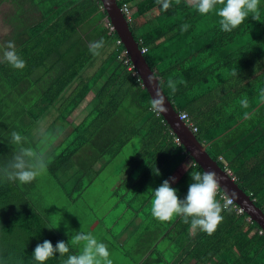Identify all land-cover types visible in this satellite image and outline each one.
I'll use <instances>...</instances> for the list:
<instances>
[{
  "label": "trees",
  "instance_id": "obj_1",
  "mask_svg": "<svg viewBox=\"0 0 264 264\" xmlns=\"http://www.w3.org/2000/svg\"><path fill=\"white\" fill-rule=\"evenodd\" d=\"M28 1L39 9L41 18L34 23H13L9 39L17 43L16 52L26 67L17 70L0 59V169L10 166L21 147L12 143L11 134L22 136L27 127H37L50 109L56 108L57 114L50 124L44 123V128H58L50 145L57 147L58 140L61 150L52 152L47 168L65 194L78 190L79 179L81 184L84 180L82 174L76 178L64 172L75 165V160L79 163L77 153L102 132L112 141L108 151L113 154L133 139L139 144V150L124 165L135 166L140 174L135 178L129 172L118 191L125 192L138 182L153 198L154 189L175 177L182 181L187 194L193 182L190 174L203 170L190 157L188 169L177 173L176 167L183 160L180 155L187 152L160 113L151 110L149 93L135 69H129L130 61L125 62L124 46L117 42L118 35L111 29L100 1ZM116 1L120 8L126 4L130 9L128 23L134 38L140 49H146L143 56L175 110L187 114L197 128L196 138L206 145L209 155L220 167L231 170L238 186L264 211V0H260L257 20L250 14L230 33L221 31L214 12L201 16L192 7V0H180L179 4L172 0L167 11L156 0ZM97 16L105 19L104 27L96 29L97 39L111 45L99 69L86 75L85 62L91 53L77 52L67 66L56 69L55 77L47 76L40 68L50 60L49 55L65 59L60 49L69 30ZM184 24L189 25L187 31L181 30ZM75 45L71 44L66 53L76 51ZM170 79L176 85L175 93L168 88ZM73 80L76 85L65 95ZM94 86L98 88L87 102L89 111L73 115ZM56 124L61 125L52 126ZM39 137L32 143L38 144ZM104 165L91 167V174ZM178 175L184 178L178 179ZM66 181L71 184L68 189ZM31 185L0 177V264H37L32 254L37 244L44 240L53 246L58 241L67 243L55 228L49 229L54 227L50 215L39 209ZM217 199L224 203L218 194ZM230 207L231 212H222L224 219L214 234L199 231L190 243L181 245V258L187 257L194 264H264V231L247 221L244 211ZM69 247V254L79 253ZM66 258L57 253L45 264H63Z\"/></svg>",
  "mask_w": 264,
  "mask_h": 264
},
{
  "label": "rangeland",
  "instance_id": "obj_2",
  "mask_svg": "<svg viewBox=\"0 0 264 264\" xmlns=\"http://www.w3.org/2000/svg\"><path fill=\"white\" fill-rule=\"evenodd\" d=\"M8 14L7 6H0V36H3L8 32V28L2 24L3 18ZM139 32H142V30L137 33ZM54 114H57V112H48V117L46 116V118H42L43 120L40 125L37 127H34V125L27 127L24 130V134H22L26 143L24 141L20 144V146L24 148L37 149L42 146L39 143H34L36 144L35 146L32 143V140L37 139L42 131L51 132L53 135L56 134L58 132V128H44V123L50 124L52 120L51 118ZM26 122L28 121L26 120ZM18 125L20 127V121L18 122ZM60 125L61 124H56L52 126L59 127ZM139 139L141 138L139 137ZM109 140L110 138L109 136H106V133H99L96 140H92L87 143L84 148L77 153L79 163L75 160V165L71 166L69 170L64 172V175H73V177L77 178L80 174H82V181H84L81 184V178L79 177V188L70 195L65 194L64 190L60 187V185H58L55 178L48 172V168H46L43 173L31 182L32 185L30 188L33 190L34 196H36L39 200V209L43 212V214L48 213L50 215L51 224H53L54 227H58L55 228L56 231L61 234L67 242H69L77 232H91L100 242L107 245L113 264H140L141 259L138 255L140 251L135 250L139 245L136 238L140 235L141 237L143 236L141 232H134L130 236L129 240L126 239L125 241L123 248L128 250V254L129 251L132 252L133 259H130L123 255L124 249L116 247L117 243L123 242L122 238L119 237L116 242H113L111 240L112 236L106 229L109 225L111 226V223L114 222V220H116L114 223L115 226L113 225L115 228L125 224L131 217L132 209L134 210V208H140V204H143V197L149 196L147 192H139L135 197H132L134 190L142 188L138 182L137 184L135 182L133 185L134 188L130 187L128 192L123 193L122 190L118 191L117 189L119 185H122V181L123 183L126 181V177L129 172L132 173V176L135 178L138 177V174H140L138 173L137 168L132 169L131 167L128 168L127 165H124V162L132 155H135L139 150V144L136 139H133L130 143L123 144L119 152L117 151L113 154L111 151H108L110 147L112 149V141ZM55 143H57V147H52L49 144L44 149L47 161L52 158V152L61 150L60 141L58 142V140H56ZM18 151L19 148L16 152ZM96 159L100 161L95 164ZM101 164H105L104 167L99 170V172L91 174L92 170L90 168L94 167L96 169ZM85 173H87V175L86 177H83ZM65 185L67 187L71 184L66 181ZM124 186L125 185H123V187ZM78 191H80V194ZM152 199L150 200L151 203L148 206L144 204V206H146V210L138 211L139 215L143 218V224L146 225L149 224L147 223L149 221L157 220L151 215V210H148L152 207ZM128 204L131 209L127 207ZM125 206L127 209H125L124 217L122 219H118V215L124 211ZM106 214L108 215L106 216ZM157 222L162 224V228L166 225V222H159L158 220ZM173 236H175V232L171 231L164 236L165 239L158 242L157 248L152 250L153 254L149 256V260H153V264H160L161 259H165L166 256L169 257L166 258L169 261L173 259V255L176 254L178 246L176 241H171V238H169ZM69 245L77 248L78 252H80V246H73L70 243ZM132 245L134 246V249ZM141 257L143 259L145 258L142 255Z\"/></svg>",
  "mask_w": 264,
  "mask_h": 264
},
{
  "label": "clouds",
  "instance_id": "obj_3",
  "mask_svg": "<svg viewBox=\"0 0 264 264\" xmlns=\"http://www.w3.org/2000/svg\"><path fill=\"white\" fill-rule=\"evenodd\" d=\"M156 3L164 11L172 7V0H156ZM175 3L179 4L180 0H175ZM259 3L260 0H192V7L201 16L214 12L219 18L218 24L221 31L230 33L240 26L250 14L254 20L258 19ZM188 27L189 25L184 24L181 26V30L187 31ZM104 46L103 39L90 42L89 52L93 56H99ZM2 59L17 70H23L26 67L25 60L16 52L14 41L6 43ZM234 75H238V73H234ZM168 88L172 93L177 91L176 85L171 79L168 81ZM164 105V97L157 91L156 98H152L150 102L151 110L159 114L166 111ZM11 136L14 145L21 144L24 139L17 132H13ZM175 139L179 143L176 136ZM52 141L53 133L42 131L39 140L42 147L37 149L20 147L10 166L0 169V177L7 181H18L20 184L31 183L46 170L48 161L44 149ZM190 175L193 182L189 185L184 199H180L177 190L170 185L169 181L175 183V177L164 180L159 187L153 190L151 215L159 222H171L176 217H180L185 224H190L192 230L212 235L224 219L222 212L225 210L231 212L232 200L227 199L221 204L217 199L220 181L214 171H204L203 173L194 171ZM54 228L58 227L49 229ZM69 243L73 246H80V252L69 254ZM57 253L60 257L67 256L63 264H113L107 245L100 242L91 232H77L69 242L58 241L55 246L51 241L44 240L43 243L37 244L32 254L37 264H45Z\"/></svg>",
  "mask_w": 264,
  "mask_h": 264
},
{
  "label": "crops",
  "instance_id": "obj_4",
  "mask_svg": "<svg viewBox=\"0 0 264 264\" xmlns=\"http://www.w3.org/2000/svg\"><path fill=\"white\" fill-rule=\"evenodd\" d=\"M2 5L7 6L9 14L3 18V22H2V24H4L8 28V30H7L8 32L5 35L0 36V59H2L3 50L6 46V43L9 41V39L11 37L13 23L18 24V22L21 20L22 21L24 20L28 23H34L36 21H39L41 18V13H40L39 9L36 6H34L31 2H29L28 0H5L4 2H2L0 4V6H2ZM13 16H15L16 19H15V21L13 20V22H12L11 18ZM98 17L99 16L95 17V19L92 21L85 20L84 23L83 22L80 23L76 28L69 30L70 35L60 49V52L64 53L65 59L61 60V58L57 54L49 55L48 57H50L49 58L50 60L47 62V64H45V66L40 68L42 71H44L46 73L47 76L55 77L56 76V69L59 71L62 67L67 66L69 59L73 55H76L77 52H80V53L86 52L87 54L90 53L89 47H88L89 43L94 42V41H98L96 29H100V28L102 29L105 25V23H104L105 19L104 18H98ZM21 36H23V35H21ZM75 43L77 45H75ZM16 44L17 43H15V45ZM71 44L75 45L76 51L66 53L67 48ZM110 46L111 45L108 43L105 44L104 48L101 49L99 56H93L92 54L89 55L90 57L88 56L89 58H87V60L85 62L87 67L84 70L86 75L93 74L95 71H97L99 69V67L103 63V59L106 57L107 54H109V52L111 50ZM84 48H87V50H85ZM53 64H54V66H53ZM75 85H76V80H73L69 84L68 88L65 89V91H66L65 95H68L69 91L71 89H73V87ZM93 88L94 89H92L88 93L86 99L79 105L78 108H76L74 110L73 115H77L80 113L83 114V113H87L89 111V106H87V102L89 101V99L92 98L94 91H95V89L98 88V86H94ZM89 95H90V97H89ZM58 101H61V99ZM49 112L54 113L57 111H56V108H53V109H50ZM54 115H56V114H54ZM113 121H115V119H113L112 122ZM183 121L185 122V120H183ZM185 124L188 125L187 122H185ZM182 154L180 155V157L183 160H181L180 163L176 167V168H178V170H176V171H177V173H179V175L183 174L188 169V167L190 166V161H191V159H190L191 156H189L188 153L185 154L186 156L184 155V153H182ZM193 161H194V159H193ZM134 168H136V167L134 166L132 169H134ZM179 175H178V179H179V177H182ZM182 178H184V177H182ZM179 184H180L181 188H179ZM172 187L177 190V195L180 199H184L186 197L187 194L184 193L181 180L180 181L176 180L175 183H173ZM132 188H134V187H132ZM128 191H129V187H128V190L125 189V192H128ZM133 192L134 193H132V197H135L139 192L142 193L143 190L142 189H140V190L136 189ZM123 193H124V191H123ZM151 197L152 196H150V195L148 197H143V204L141 203L140 208H138V209H135V208H134V210L132 209L131 217H130V219H128L126 221L125 224L121 225L120 227L115 228V227H113V225L116 222V220H114V222L111 223V226L109 225L106 228L108 233L112 236L111 240L113 242H116L119 239V237H121L123 242L117 243L116 247L124 249L123 246L125 244L126 239L129 240L130 236L134 232H136V233L141 232V234L143 236L141 237V235H140L139 237L136 238V241L138 242L139 245L135 251H140L138 254L140 256V259H141L140 264H143L144 262L149 260V256H151L153 254L152 250L157 248L158 242L165 239L164 236H166L168 233H170L172 231V232H175V236H173L171 238V241L174 240L177 242V245H178L177 246V252L175 255H173L172 260L169 261L168 259H166L169 257L166 256V258L164 259L166 263H164V261H162V262L164 264H168V262H170V263L171 262H178L179 264H194V261L190 260L187 257L181 258V256L183 254L180 250V247H181V245L184 246V245H187L188 243H190V240H192L193 238H195V236H197V234L199 233V230H192L190 225L186 226V224L182 221V218H180V217L175 218L171 222H166V225L164 228L161 227L162 224H159L157 222V220L149 221V222H147V223H149L147 225L143 224V218L139 215L138 211L139 210H142V211L146 210V206H148L151 203V201H150L152 199ZM144 204H146V206H144ZM127 207L129 209H131L129 204L127 205ZM125 209H127L126 206L124 208V211H122L118 215V219H122L124 217ZM148 210H151V209H148ZM107 215L108 214H106V216ZM247 221L254 222L251 219H249V217H248ZM133 249H134V246H133ZM130 250H131V248H130ZM123 253H124L123 255L126 258L133 259L132 258V252L129 251V254H128V250L124 249ZM141 255L144 256L145 258L143 259L141 257ZM179 257L181 258L180 260H179Z\"/></svg>",
  "mask_w": 264,
  "mask_h": 264
},
{
  "label": "water",
  "instance_id": "obj_5",
  "mask_svg": "<svg viewBox=\"0 0 264 264\" xmlns=\"http://www.w3.org/2000/svg\"><path fill=\"white\" fill-rule=\"evenodd\" d=\"M102 8L106 11L110 23L115 30L118 38L127 51L132 65L134 66L144 88L149 93V96L156 98V92L164 97L166 111L160 112L173 134L176 136L179 143L184 147L185 151L191 156L194 161L204 171H214L219 178L221 190L228 196L232 197L235 202L248 215L249 219L256 222L257 225L264 231V211L258 207L254 200L250 198L242 188L238 186L231 176L226 173L222 167L214 160L206 150V145L202 144L190 127L180 119L179 113L175 110L172 102L163 92L158 78L148 63L139 48L138 42L130 29V25L122 13L116 0H99Z\"/></svg>",
  "mask_w": 264,
  "mask_h": 264
},
{
  "label": "built area",
  "instance_id": "obj_6",
  "mask_svg": "<svg viewBox=\"0 0 264 264\" xmlns=\"http://www.w3.org/2000/svg\"><path fill=\"white\" fill-rule=\"evenodd\" d=\"M120 9H121L122 13L124 14L125 18L127 19V21H130L131 20V16H130V9L128 8V6L126 4H123L122 8H120ZM110 27H111V29H113L112 25ZM117 42L120 43L121 42L120 39L117 40ZM145 50H146L145 48H142L141 52H144ZM122 55H125L127 57V59H125V62L130 61L128 53H127V51L125 49L122 51ZM130 65L131 66L129 67V69L132 68V67L134 68V66L132 65L131 61H130ZM134 73H137L136 70H135ZM179 117H180V119L185 120V122L188 123L189 127L191 128V130L193 132H195L197 130V128L195 126H193L192 123H190L188 121L189 119H188V116H187V114L185 112L179 113ZM223 169H224V171L226 173H228L231 176V178L235 179L234 176L232 175L231 170L227 166L224 167ZM218 196L223 199V202H225V200H227V199H231L232 200L231 205L236 207L238 212H243V209L235 202V200L232 197L226 195L222 190L220 191V189H218Z\"/></svg>",
  "mask_w": 264,
  "mask_h": 264
}]
</instances>
